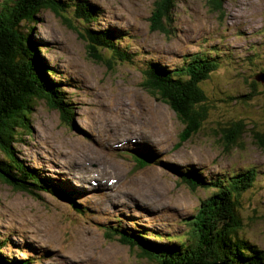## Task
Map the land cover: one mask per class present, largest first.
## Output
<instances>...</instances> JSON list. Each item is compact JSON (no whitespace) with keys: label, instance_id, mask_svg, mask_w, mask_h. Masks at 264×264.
<instances>
[{"label":"rangeland","instance_id":"obj_1","mask_svg":"<svg viewBox=\"0 0 264 264\" xmlns=\"http://www.w3.org/2000/svg\"><path fill=\"white\" fill-rule=\"evenodd\" d=\"M86 1L100 13L91 27L123 31L129 38L119 49L135 59L96 63L71 27H79L73 17L64 16L67 21L40 11L32 36L73 119L64 123L58 111L38 100L31 133L11 146L16 159L74 197L75 208L66 196L30 187L33 196L0 182V257L18 264H153L142 256L145 247L129 249L120 244L121 236L139 227L133 235L138 238L143 227L167 240L181 237L187 232L184 220L213 192L197 180L191 191L177 170L205 180L250 167L259 175L239 200L240 236L264 250V85L251 89L264 70V0H222L219 12L207 0H178L167 36L154 31L151 21L162 0ZM215 48L208 57L219 67L202 86L207 119L178 148L184 127L143 89L141 71L148 62L173 69L184 57ZM242 95L248 100L239 99ZM238 122L243 134L227 146L231 139L222 130ZM3 157L0 150V161L8 163ZM136 158L144 165H136ZM109 227L118 236L108 238Z\"/></svg>","mask_w":264,"mask_h":264},{"label":"trees","instance_id":"obj_2","mask_svg":"<svg viewBox=\"0 0 264 264\" xmlns=\"http://www.w3.org/2000/svg\"><path fill=\"white\" fill-rule=\"evenodd\" d=\"M73 1L76 0L64 2L7 0L1 6L0 150L8 163L0 161V182L12 186L15 191L27 192L33 187L66 196L75 208V202L69 193H65L61 187L53 186L50 181L41 179L37 172L16 159L11 146V143L16 141L17 137H22L23 133H31L30 117L38 100H44L49 109L58 111L64 123L69 124L73 119L71 104L64 102V92L50 80V76L55 72L48 68L44 59L40 57L42 46L32 36L34 26L37 24L36 18L42 9L51 10L61 19L64 16L73 17L79 27H71L85 43L88 55L96 63L132 64L135 59V56L119 49L123 40L129 38L127 34L121 30L111 29L95 31L91 25L100 17L96 7L86 0L79 3ZM176 2L178 0H162L160 3L158 1V10L154 12V18H151L154 31L166 36L171 32L169 23H172L171 13ZM207 3L212 10L221 11L222 0H207ZM72 7L76 9L73 12ZM128 43L129 41L124 44V49H127ZM215 50L216 48L206 52L200 50L199 53L184 57L181 64L174 66L173 69H167L156 62H148L141 71L143 89L167 105L184 127V131L179 135L178 148L198 134L207 119L208 99L202 86L219 67L216 59L208 57V53ZM106 56L108 57L105 58ZM216 57H219L218 54ZM261 72L264 70L257 72L255 77ZM255 77L251 89L258 85ZM239 99L247 101L248 95H242ZM242 134L241 122L233 124L232 128L222 130V136L225 135L226 138L229 136L231 139L227 141V146L234 145ZM235 137L236 139H233ZM260 143L264 148V136ZM135 162L136 165L139 163L144 165L141 159L136 158ZM181 172L184 171L177 170V175L181 174L180 181H185L191 191H195L196 180L200 186L208 188L207 191H213L208 198L201 201L196 214L184 220L186 234L167 240L160 233L140 227L141 234L138 238L128 239L121 236L120 244L128 246L141 243L150 250L142 251V256L153 264H264V250H260L253 242L240 236L243 220L239 212L241 207L239 200L243 193L253 188L259 175L256 168L234 169L227 171L223 179L215 176L213 179L205 180L200 175H188V171ZM262 180L264 182V174ZM35 198L37 199L36 196ZM77 212L83 213L81 210ZM115 229L117 228L109 227L107 229L109 232L105 235L108 238L110 233L118 236L119 233ZM131 245L128 246L130 249ZM157 250L160 251L158 254ZM29 261H22L19 264H28ZM0 264L18 263L0 257Z\"/></svg>","mask_w":264,"mask_h":264},{"label":"water","instance_id":"obj_3","mask_svg":"<svg viewBox=\"0 0 264 264\" xmlns=\"http://www.w3.org/2000/svg\"><path fill=\"white\" fill-rule=\"evenodd\" d=\"M255 80H256V82L264 85V72H261L259 75H257L255 77ZM140 246L143 247V245L141 243H140ZM144 250L147 251V252H150V250L147 249V248H145ZM213 264H225V263H213Z\"/></svg>","mask_w":264,"mask_h":264},{"label":"bare ground","instance_id":"obj_4","mask_svg":"<svg viewBox=\"0 0 264 264\" xmlns=\"http://www.w3.org/2000/svg\"><path fill=\"white\" fill-rule=\"evenodd\" d=\"M113 124V123H112ZM67 185V184H66ZM68 186V185H67ZM29 194H32V192L28 189V191H27ZM141 192V191H140ZM145 193H146V191H145ZM147 196V195H146ZM175 196V195H174ZM149 198V197H148ZM73 200H74V197H73ZM101 201V200H100ZM138 228L139 227H136V229L134 230V231H131V232H126L127 233V236L126 235H124L123 234V236L124 237H126V238H128L129 239V237H131V238H133V235H134V233H135V231H137L138 230ZM124 246H127L126 244L124 245ZM129 248V247H128ZM130 249V248H129ZM157 252V254H158V252H160V251H156Z\"/></svg>","mask_w":264,"mask_h":264}]
</instances>
